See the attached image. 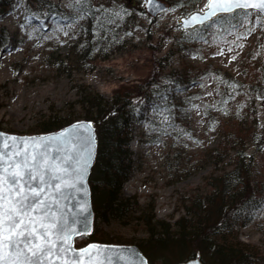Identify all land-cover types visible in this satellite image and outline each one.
Here are the masks:
<instances>
[{"label":"rangeland","instance_id":"374dc122","mask_svg":"<svg viewBox=\"0 0 264 264\" xmlns=\"http://www.w3.org/2000/svg\"><path fill=\"white\" fill-rule=\"evenodd\" d=\"M52 1L61 7L64 18L51 15L39 22L33 20L27 11V0H11L0 16V24L5 25L13 37L12 46L0 50V130L16 134L41 133L33 132L31 127L43 115H63L64 110L70 109L73 101L80 98L77 90L80 84L106 97L119 88L142 97L145 91H150L146 80L151 76L154 77L152 83L163 86L169 84L171 72L179 79L188 72L197 73L199 84L175 92L178 100L187 99V102L181 101L184 120L173 119L163 108L154 107L158 100L147 105L146 116L134 125L130 141L132 168L122 185L124 195L135 196L142 208L152 203L156 218L173 223L184 213L183 198L190 190L204 185V176L209 170L206 166H189V159L217 141L212 126L215 122L210 116L217 118L227 92L218 74L229 72L238 79L249 80L259 77L264 86V18L250 11L240 22L216 21L208 26L209 33L204 40L192 43L184 40L185 29L179 19L193 10H203L207 0L197 1L193 6H186L190 0H165L169 8L156 17L141 9L144 0H136V5L129 10L132 16H128L131 22L127 25L129 33L123 36L124 46L111 51L106 58L95 59L93 66L74 69L69 74L46 63L45 54L67 51L74 31L88 21L87 14L76 6L90 3L98 10L104 8L108 15L112 14V0ZM124 14L125 11L119 12L120 21L124 20ZM221 52L223 55L219 54ZM250 70L256 77L246 76ZM255 104L257 123L261 127L264 97H256ZM77 109L74 106L73 110ZM261 154L264 156V144ZM140 215L136 212L132 222L129 219L124 223L111 218L101 223L99 233L114 240L145 237V226L136 219ZM238 236L258 247L264 259V208L239 229ZM130 241L134 242L114 243ZM89 242L88 238L77 239L76 244L83 246ZM150 250L152 256L164 257L172 264L178 262L177 250ZM151 258L155 264L162 262Z\"/></svg>","mask_w":264,"mask_h":264},{"label":"trees","instance_id":"16d2710c","mask_svg":"<svg viewBox=\"0 0 264 264\" xmlns=\"http://www.w3.org/2000/svg\"><path fill=\"white\" fill-rule=\"evenodd\" d=\"M197 1L200 0H190L186 6H193ZM115 2L120 4L113 5ZM136 2L112 0V14L108 15L104 8L98 10L97 6L90 3L76 6L87 14L88 21L74 31L67 51L47 52L44 57L46 63L71 74L74 69L85 70L88 66H93L95 59L106 58L111 51L124 46L123 36L129 33L127 25L132 16L129 10ZM10 3L11 0H0V16ZM27 4L28 13L38 22L51 15L56 18L65 16L58 3L52 0H27ZM144 8L141 7L145 12ZM123 11L125 14L121 17L123 22H127L126 26L119 20V12ZM249 12L239 10L220 15L205 25L185 30L184 40L192 43L204 40L209 33L207 28L212 23L240 22ZM129 15L131 16L128 18ZM37 16L39 19L35 18ZM234 18L237 20H232ZM12 44L10 31L0 24V50L10 48ZM250 72L252 70L246 76L252 74L256 77V73ZM169 76V84L163 86L152 83L154 77L151 76L146 80L150 91H145L142 97L121 88L116 89L112 96L106 97L99 91L80 84L77 88L80 98L73 101L70 109L64 110L63 115H43L31 127L33 132H47L81 117L95 122L99 141L95 165L89 177L95 210L94 227L91 233L83 235L79 240H133L134 242H130L137 244L152 264L156 262L151 257L161 259L159 264L172 262L164 257L150 255L149 249L152 252L177 250L176 261L186 260L200 251L205 264L264 263L259 248L242 241L238 236L239 229L253 218L255 212L264 208V156L261 154L264 124L258 126L255 104L256 97H264V86L260 84L262 79L259 77L249 80L238 79L229 72L218 74L227 92L217 118L210 116V120L215 122L212 126L217 133V141L192 160L189 159V166H206L209 170L204 176V185L190 190L183 198L184 213L173 223L156 218L152 203L142 208L135 196L123 194V181L128 178L132 168L130 141L134 125L146 116L147 105L158 100V105L154 107L163 108L173 119L184 120L186 115L181 108V101L185 97L178 100L175 92L186 90L191 84H199L197 73L188 72L183 79H179L173 72ZM74 106L78 109L73 110ZM136 212L141 213L136 219L145 226V237L136 240L118 237L114 240L99 233L101 223H107L111 218L122 223L129 222V219L132 222Z\"/></svg>","mask_w":264,"mask_h":264},{"label":"snow or ice","instance_id":"6c2138e0","mask_svg":"<svg viewBox=\"0 0 264 264\" xmlns=\"http://www.w3.org/2000/svg\"><path fill=\"white\" fill-rule=\"evenodd\" d=\"M145 2L149 11L157 6L155 0ZM205 7L207 12L193 16V21L203 23L236 9L264 14V0H209ZM89 129L90 125H73L60 134L55 147L37 145L46 137L0 133V264H91V250L98 246L76 249L73 242L76 234L87 230L86 209H75L80 207L76 193L84 188L92 154ZM50 148L55 155L49 153ZM69 201H75L72 210ZM105 251L111 253L105 264H146L131 248L106 247Z\"/></svg>","mask_w":264,"mask_h":264},{"label":"water","instance_id":"95a60500","mask_svg":"<svg viewBox=\"0 0 264 264\" xmlns=\"http://www.w3.org/2000/svg\"><path fill=\"white\" fill-rule=\"evenodd\" d=\"M241 2H243V0H241ZM156 3V7H152L151 11H149V5L144 1V6L146 8V10L148 11V13H150L153 16L158 15L159 13L164 12L165 10L168 9V4L166 3L165 0H155ZM209 3V0L207 1V4ZM206 4V5H207ZM160 9H163L162 11ZM239 10V9H236ZM234 10V11H236ZM243 10H254V9H243ZM233 11V12H234ZM204 12H207V8L205 7L203 10H194L192 11L189 15L186 16H182L179 21L180 24L183 28L189 29V28H193L197 25H202L206 22H208L209 20H211L214 17H211L208 20H205L203 23H199L197 21H193L192 17L193 16H197V15H203ZM223 14V13H221ZM219 15V14H217ZM262 16H264V14H261ZM185 21H189V23H185ZM85 124V125H90V132L92 134L93 140H92V154H91V158L87 160V168L85 170V176H84V188L79 191L78 193H76V197L77 200L79 201V205L80 207H77L75 209L76 212H79L81 207L86 209V211L84 212V215L87 216V230L80 232L78 234H76L73 238V242H74V246L76 249H82V248H86L88 245H92L95 244L98 246V248L92 249L91 253H92V262L91 264H105V257L111 255V253L106 252L105 248L106 247H110V248H131L134 249L136 253L139 254V259L143 260L146 262V264H151L147 258V256L144 254V252L142 251V249L135 243H102V242H89L83 246H76L75 241L78 237H80L81 235L84 234H88L89 232L92 231L93 228V223H94V209H93V205H92V197H91V188H90V183H89V176L92 170V167L95 163V159H96V154H97V147H98V135H97V131H96V127H95V123L93 120L91 119H77L57 130H52V131H48V132H41V133H32V134H16V133H10V132H6L3 130H0V133L3 134H7L9 136H16V137H24V138H28V137H46L49 138L43 142L38 141L37 145L39 146L41 143H50L53 145V147H55V145L57 144V141L60 137V134L62 132H64L65 130L71 129L73 125L76 124ZM49 153L51 155H55L54 151L52 148L49 149ZM80 197H83V199H80ZM75 201H69L68 207L70 210H72V203H74ZM77 228H80L81 225H76ZM133 259H137L136 257H133ZM87 264V261H86ZM123 264V262H122ZM174 264H205L202 260L201 257V253L200 251H197L195 253V255L189 259L183 260V261H179L177 263Z\"/></svg>","mask_w":264,"mask_h":264}]
</instances>
